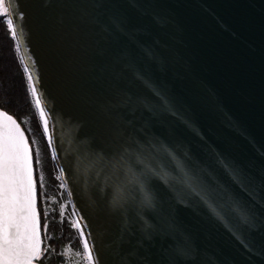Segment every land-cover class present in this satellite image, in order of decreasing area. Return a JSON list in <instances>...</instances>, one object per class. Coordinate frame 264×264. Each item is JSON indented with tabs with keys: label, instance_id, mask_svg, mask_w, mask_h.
Returning a JSON list of instances; mask_svg holds the SVG:
<instances>
[{
	"label": "water",
	"instance_id": "water-1",
	"mask_svg": "<svg viewBox=\"0 0 264 264\" xmlns=\"http://www.w3.org/2000/svg\"><path fill=\"white\" fill-rule=\"evenodd\" d=\"M10 2L96 264H264V0Z\"/></svg>",
	"mask_w": 264,
	"mask_h": 264
},
{
	"label": "snow or ice",
	"instance_id": "snow-or-ice-1",
	"mask_svg": "<svg viewBox=\"0 0 264 264\" xmlns=\"http://www.w3.org/2000/svg\"><path fill=\"white\" fill-rule=\"evenodd\" d=\"M0 17L15 37L16 9L10 0H0ZM32 91L36 95L35 88ZM40 245L29 146L16 120L0 111V264H33L42 253ZM83 248L88 264H96L87 240Z\"/></svg>",
	"mask_w": 264,
	"mask_h": 264
},
{
	"label": "trees",
	"instance_id": "trees-1",
	"mask_svg": "<svg viewBox=\"0 0 264 264\" xmlns=\"http://www.w3.org/2000/svg\"><path fill=\"white\" fill-rule=\"evenodd\" d=\"M3 35L4 34L0 32V108L16 117L20 124L23 126L22 120L17 117V107L26 106L28 100L24 98L21 90V72L11 63L12 58L11 56H9L11 54V47L5 43V41L3 40ZM15 52L17 55L18 63H20V66H24L18 48L17 51L15 50ZM3 68L6 69L4 73L2 71L4 70ZM14 105L17 107H15ZM24 130L26 131L25 128ZM52 202L53 205L55 204V206L52 205ZM37 205L40 215V226L42 234L41 250L42 252L44 250V256L38 257L37 261L42 264H82L81 258L79 259L80 256L77 255L78 250L77 248H75V239L77 238L76 233L75 237L73 238H71V236L69 235L70 229L72 230V232H75L76 230L75 215L73 213V210H71L72 208L70 207L69 203L65 201L64 203H62V205H58L57 198L54 197L51 202H44V208H42V206L38 203L37 197ZM45 224H47V227H45ZM77 259H79V261Z\"/></svg>",
	"mask_w": 264,
	"mask_h": 264
},
{
	"label": "rangeland",
	"instance_id": "rangeland-1",
	"mask_svg": "<svg viewBox=\"0 0 264 264\" xmlns=\"http://www.w3.org/2000/svg\"><path fill=\"white\" fill-rule=\"evenodd\" d=\"M0 32L4 34L3 40L5 41V43L8 44L12 49V50L10 49L11 54L9 55L12 58L11 63L13 64L14 67H17L18 70H20L21 72L20 75L21 76L20 84L22 85L21 90L24 98L28 100L26 103L27 105L24 107L22 106L17 107L15 105L14 106L17 107V117H19V119L22 120L23 122L22 124L29 135L28 138L30 139V144L33 147L34 171H35V178L38 187V194H37L38 203L39 205L42 206V208H44V202L45 203L46 201L51 202V200L54 199V197H56L58 201V205L59 204L62 205V203L67 201L70 207L72 208V203L70 202L67 190L64 186V183L59 174L56 163L53 159L48 135L46 134L45 131L43 118L41 117L40 107L39 105L36 104V96L33 94L32 91L33 85L31 83V80H29V76L26 70L24 69V66L22 65L23 66L22 67L20 66V63H18L17 55L15 52V50L17 51V46L14 36L12 35L11 31L8 29L4 21V18L2 17H0ZM3 69L4 70L2 71L4 73L6 69L5 68ZM62 185L63 187H61ZM53 206H55V204ZM41 223H42V218H41ZM75 227H76L75 232H72V230L70 229L69 235L71 236V238H73L75 237V233H76L77 238L75 239L76 242L75 248H77L78 250L77 255L80 256L79 259L81 258L82 264H88L86 259V254L83 248V242L85 240L83 238V235H81V231L78 227L76 219H75ZM43 254H44V250L40 256L43 257L44 256ZM79 259L77 260L79 261Z\"/></svg>",
	"mask_w": 264,
	"mask_h": 264
},
{
	"label": "bare ground",
	"instance_id": "bare-ground-1",
	"mask_svg": "<svg viewBox=\"0 0 264 264\" xmlns=\"http://www.w3.org/2000/svg\"><path fill=\"white\" fill-rule=\"evenodd\" d=\"M39 107H40V113H41V111H43L42 108H41V104H39ZM43 124L45 126V129H47L46 121H45V118H44V113H43ZM47 131L48 130H46V134H47Z\"/></svg>",
	"mask_w": 264,
	"mask_h": 264
}]
</instances>
